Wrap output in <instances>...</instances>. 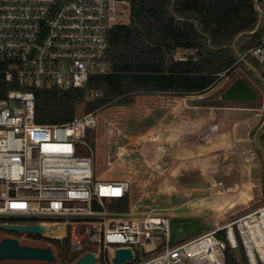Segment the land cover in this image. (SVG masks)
Wrapping results in <instances>:
<instances>
[{
  "label": "built area",
  "instance_id": "obj_1",
  "mask_svg": "<svg viewBox=\"0 0 264 264\" xmlns=\"http://www.w3.org/2000/svg\"><path fill=\"white\" fill-rule=\"evenodd\" d=\"M127 14L130 5L124 0H0V217L29 219L0 222V229L9 230L4 224L56 226L58 232L19 233L21 239L46 240L37 244L50 245L57 260L80 253L65 264H75L87 252L98 264H112L110 252L117 247L134 251L127 264H226V250L240 243L249 264H264L252 235L264 218V204L172 244L164 209L141 213L130 205L127 215L109 211L110 199L128 195L131 182L99 178L93 157L78 153L87 131L99 123L97 110L63 124L36 121L37 90L81 88L89 100L100 96L89 90V80L110 72L107 35ZM247 56L264 77V27L258 43L238 61ZM105 184L119 186L121 195L103 192Z\"/></svg>",
  "mask_w": 264,
  "mask_h": 264
},
{
  "label": "rangeland",
  "instance_id": "obj_2",
  "mask_svg": "<svg viewBox=\"0 0 264 264\" xmlns=\"http://www.w3.org/2000/svg\"><path fill=\"white\" fill-rule=\"evenodd\" d=\"M128 21L129 14L124 19ZM189 53L173 56L179 60ZM240 75L257 89L259 101L219 100V93ZM261 108L264 88L237 67L203 95H140L133 106L95 110L99 123L93 129L94 146L85 137L78 153L93 157L99 178L131 182L128 195L134 211L164 209L171 243L177 244L210 230L214 222L264 204V164L253 139L262 124ZM90 110L87 102L82 103L77 116ZM202 207L206 208L197 209ZM4 236L22 243L46 242L0 229ZM233 250L238 253V248ZM17 263L22 262H0ZM65 263L61 255L55 264Z\"/></svg>",
  "mask_w": 264,
  "mask_h": 264
},
{
  "label": "trees",
  "instance_id": "obj_3",
  "mask_svg": "<svg viewBox=\"0 0 264 264\" xmlns=\"http://www.w3.org/2000/svg\"><path fill=\"white\" fill-rule=\"evenodd\" d=\"M124 1L130 5L129 21L115 25L107 35L106 60L110 72L93 75L89 80V90L99 92L100 96L89 100L87 91L81 88L37 90L38 123L70 122L77 117L78 107L86 102L92 110H101L133 106L140 95H203L237 67L258 81L238 61L233 47L240 34L256 29L260 20L258 9L264 16L263 0L258 7L256 0ZM263 27L264 18L256 35L238 40L236 49L240 55L258 43ZM179 51L192 53L175 60L173 54ZM246 60L262 74L251 57L247 56ZM263 139L264 133H261V143ZM86 140L94 146L93 129L87 131ZM256 151L264 164L257 147ZM108 209L115 215H127L129 195L112 198ZM13 219L0 217V222L15 223ZM54 242L62 249L59 241ZM237 252L226 250V264H249L241 243ZM79 255L73 252L63 255V259L71 262Z\"/></svg>",
  "mask_w": 264,
  "mask_h": 264
},
{
  "label": "water",
  "instance_id": "obj_4",
  "mask_svg": "<svg viewBox=\"0 0 264 264\" xmlns=\"http://www.w3.org/2000/svg\"><path fill=\"white\" fill-rule=\"evenodd\" d=\"M259 0H256V6L258 7ZM260 14L259 24L252 32L240 34L234 43V51L238 58L241 55L237 52V42L239 39L245 36L256 35L263 24V12L258 9ZM241 61L251 71V73L258 79L260 83L264 85V77L260 72L253 67L246 59L242 58ZM260 98L257 89L247 81V79L240 75L235 78L221 93L218 95V99L225 102L236 103H255ZM264 129V121L254 135V143L260 153L264 157V146L260 142V135ZM4 228L10 231L17 232H31L40 233L48 231L47 225H11L4 224ZM134 251L131 247H117L110 252V261L112 264H127L133 261ZM57 261L56 255L50 245H38L31 243H22L18 238L11 236L0 237V262H44L55 264ZM75 264H98L97 257L92 252H87L81 255L75 262Z\"/></svg>",
  "mask_w": 264,
  "mask_h": 264
},
{
  "label": "bare ground",
  "instance_id": "obj_5",
  "mask_svg": "<svg viewBox=\"0 0 264 264\" xmlns=\"http://www.w3.org/2000/svg\"><path fill=\"white\" fill-rule=\"evenodd\" d=\"M114 189L110 188L108 184L103 185V192L109 193H114L116 196L121 195V188L119 186H114ZM56 226H51L50 228L51 231L58 232V228L55 229ZM257 229V231H256ZM256 229H252V235L254 237L255 243L258 247V249L261 251V253H264V218L262 219V223L258 226H256ZM262 237V238H261ZM253 261H255L254 256L252 255Z\"/></svg>",
  "mask_w": 264,
  "mask_h": 264
},
{
  "label": "crops",
  "instance_id": "obj_6",
  "mask_svg": "<svg viewBox=\"0 0 264 264\" xmlns=\"http://www.w3.org/2000/svg\"><path fill=\"white\" fill-rule=\"evenodd\" d=\"M204 208H206V207L197 208V209H199V210H203ZM157 242L159 243V242H160V240H157ZM151 247H153V245H151Z\"/></svg>",
  "mask_w": 264,
  "mask_h": 264
},
{
  "label": "flooded vegetation",
  "instance_id": "obj_7",
  "mask_svg": "<svg viewBox=\"0 0 264 264\" xmlns=\"http://www.w3.org/2000/svg\"><path fill=\"white\" fill-rule=\"evenodd\" d=\"M263 116H264V113H263Z\"/></svg>",
  "mask_w": 264,
  "mask_h": 264
},
{
  "label": "snow or ice",
  "instance_id": "obj_8",
  "mask_svg": "<svg viewBox=\"0 0 264 264\" xmlns=\"http://www.w3.org/2000/svg\"><path fill=\"white\" fill-rule=\"evenodd\" d=\"M14 207H15V205H14Z\"/></svg>",
  "mask_w": 264,
  "mask_h": 264
}]
</instances>
